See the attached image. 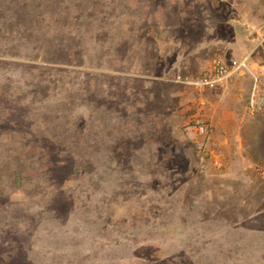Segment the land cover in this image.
<instances>
[{
  "label": "rangeland",
  "instance_id": "obj_1",
  "mask_svg": "<svg viewBox=\"0 0 264 264\" xmlns=\"http://www.w3.org/2000/svg\"><path fill=\"white\" fill-rule=\"evenodd\" d=\"M208 6L0 0L1 264H264L263 80L224 146L173 80Z\"/></svg>",
  "mask_w": 264,
  "mask_h": 264
},
{
  "label": "crops",
  "instance_id": "obj_2",
  "mask_svg": "<svg viewBox=\"0 0 264 264\" xmlns=\"http://www.w3.org/2000/svg\"><path fill=\"white\" fill-rule=\"evenodd\" d=\"M194 1L208 4V8L211 12L214 11L213 13L216 16L214 20L210 21L207 17L204 18L205 12L202 11L200 27H195L194 34H189L188 31L184 32V36L191 37L190 39L186 37L181 41L183 47H180V49L184 50L179 51L181 60L177 67L179 72L181 71L182 74H199L208 67L209 61L214 55H221L226 60L248 55L251 70L262 78L264 84V54L261 53V47H256L257 37L255 32L256 28L264 27V0ZM196 22L198 21L196 20ZM244 74L234 75L223 87L203 90L211 98L217 99L218 104H225V107L220 106L218 112H216L219 115L216 121L220 125L211 124L212 131L224 132L225 136L218 144L220 146H224L228 142L233 144L236 141L241 145V142L246 138L242 130L245 125L238 122V108L233 103L234 94L242 89L243 84H246L247 77L250 80L247 84L249 82L251 84L248 73ZM245 86L247 90L248 86ZM262 91L264 93V89ZM262 136L263 134H260V137Z\"/></svg>",
  "mask_w": 264,
  "mask_h": 264
},
{
  "label": "built area",
  "instance_id": "obj_3",
  "mask_svg": "<svg viewBox=\"0 0 264 264\" xmlns=\"http://www.w3.org/2000/svg\"><path fill=\"white\" fill-rule=\"evenodd\" d=\"M255 32L257 37L256 47L264 48V27L260 26L256 28ZM248 57L246 55L242 58L226 60L221 55H214L211 57L208 67L198 75L177 74L173 80L183 86L197 90L204 88L212 89L224 85L230 77L236 74L249 73L253 79L249 104L251 108H254L256 104V101H254L255 93L258 91L260 81L258 76L251 70ZM192 128L202 136L207 133V126L200 120H194Z\"/></svg>",
  "mask_w": 264,
  "mask_h": 264
},
{
  "label": "trees",
  "instance_id": "obj_4",
  "mask_svg": "<svg viewBox=\"0 0 264 264\" xmlns=\"http://www.w3.org/2000/svg\"><path fill=\"white\" fill-rule=\"evenodd\" d=\"M1 264V263H0Z\"/></svg>",
  "mask_w": 264,
  "mask_h": 264
}]
</instances>
